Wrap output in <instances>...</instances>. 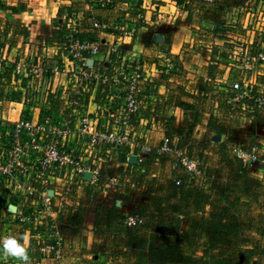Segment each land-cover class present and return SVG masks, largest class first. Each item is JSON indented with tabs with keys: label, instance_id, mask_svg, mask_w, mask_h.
<instances>
[{
	"label": "crops",
	"instance_id": "1",
	"mask_svg": "<svg viewBox=\"0 0 264 264\" xmlns=\"http://www.w3.org/2000/svg\"><path fill=\"white\" fill-rule=\"evenodd\" d=\"M135 3L0 0V110L4 118L16 120L27 113L38 120L46 110L67 113L68 103L76 97L72 72L80 71L81 66L110 79L93 82L86 90V110L94 112L107 91L112 99L123 92L112 81L119 70L125 64L140 63L145 99L140 136L151 147L141 170L145 174L115 197L100 182L97 188V183L82 185L74 180L67 197L62 194L54 199V217L46 225L26 226L12 215H0V240L16 237L28 250L31 264H264V235L259 230V207L264 221V165L247 166L237 150H232L238 166L226 175L243 180L216 182L210 175L224 167L204 169L209 185H219L222 209L218 213L190 211V201H200L192 186L170 189L171 174L160 181L163 175L153 168L154 148L162 144L163 132L171 138L177 135L175 140L182 144L217 143L211 146L222 148L218 149L220 155L234 143L247 152L254 144L264 146V104L235 105L231 101L235 81L248 82L255 95L264 96V61L257 59L264 52V23L261 27L255 21L247 27L250 14H264V0H138L136 7ZM130 14L136 26L133 36L110 29ZM234 14L243 16L238 21H224L219 16ZM206 15L214 16L207 19ZM71 17L77 21L79 39L101 44L100 53L82 63L70 61L60 49L67 42ZM204 28L209 36L201 41L198 35ZM200 42L207 47L202 53L193 50ZM114 44L120 46L121 56L108 52ZM55 61L63 64V71L49 74L40 83L33 74L15 75L19 64L52 65ZM116 161L117 169L114 160L106 171L118 173L127 156L118 154ZM172 168L174 173L178 171L174 165ZM126 171L124 167L122 174L127 175ZM57 184L61 191L65 188V182L57 180ZM135 214L143 216L144 222L129 229L126 220ZM245 221L251 225L246 233L242 231ZM212 222L217 230L211 229ZM166 228L170 233L165 234ZM210 237L240 240L231 254L235 256L224 258L219 249L212 255ZM168 238L171 252L164 255L168 244L164 239ZM47 245H56L59 252L43 250ZM0 264L22 262L0 249Z\"/></svg>",
	"mask_w": 264,
	"mask_h": 264
},
{
	"label": "built area",
	"instance_id": "2",
	"mask_svg": "<svg viewBox=\"0 0 264 264\" xmlns=\"http://www.w3.org/2000/svg\"><path fill=\"white\" fill-rule=\"evenodd\" d=\"M95 25L98 26L97 23ZM68 29L67 42L60 47L65 55L82 63L86 57L100 53L99 42L82 41L77 37L78 24L74 17L69 18ZM123 30L124 35H131V31L126 28ZM108 52L119 56L122 54L120 46L116 44L111 45ZM257 59L264 61V52L259 53ZM79 69L78 72H72L76 79L77 94V98L70 102L74 118L57 113L38 120L28 116H21L16 120L0 118V204H5L7 212L14 214L17 213V208L21 207L16 219L24 225H43L45 213L50 212L54 199L62 195L55 178L63 177L66 180L64 187L68 184L70 191L73 183L68 180L69 174L80 175L87 172L82 166L76 149L69 146L70 142H75L76 139L86 140L90 149L104 143L118 144L120 141L131 143L132 119L136 116L144 117L142 108L145 99L141 89L142 67L140 64L123 66L112 79L116 86L123 89L122 107L118 110L112 109V104L109 103L112 99L111 95L103 101V106L108 107L118 117V123L123 130L121 137H116L111 132L98 130L94 117L86 114L85 111L86 90L93 82H107L110 80L109 77L97 71H86L82 66ZM49 71L50 68L46 64L36 65L25 62L16 67L15 75L20 77L25 73L33 74L40 83L47 79ZM60 71L62 69L59 64L51 68L52 73ZM231 87L234 91L231 101L235 105L241 103L245 105L248 102L258 106L264 104V96L255 95L248 82L235 81ZM170 146L171 141L166 139L159 150L169 152ZM142 148L149 150L145 146ZM237 152L247 166L264 165V146L260 144H254L249 152L241 149H237ZM139 160L142 159L139 158ZM178 161L192 174L198 173L197 159L180 151ZM88 172L90 173L88 181L95 183L99 177L100 168ZM76 177L79 179V176L76 175ZM24 210L26 212H23ZM143 222L144 217L141 215H131L126 220L129 227H135ZM51 227H55V224ZM56 247V245H47L43 250L52 251ZM56 252H59V248Z\"/></svg>",
	"mask_w": 264,
	"mask_h": 264
},
{
	"label": "rangeland",
	"instance_id": "3",
	"mask_svg": "<svg viewBox=\"0 0 264 264\" xmlns=\"http://www.w3.org/2000/svg\"><path fill=\"white\" fill-rule=\"evenodd\" d=\"M199 1L204 2V0H199ZM133 5L135 7L138 6V0H136V3ZM213 16L214 15H206V18L212 19ZM219 16H224L225 17L224 21H227V20L238 21V17H241L243 15L242 14H234V15H229L228 18H227V15H219ZM125 17H122V19H124V20H121L123 23H116V24L112 25L111 26L112 28H110V29L121 30L124 32L123 28H126L127 30L131 31V35H128V36H133V34L136 32L135 23H133V20H131V18L133 19V14H130L128 16V18L130 17L129 19H126ZM246 18H247V15L243 19L245 20ZM119 20L120 19H118L117 21H119ZM255 21H256V23L260 22L261 27H262V23H264V14H262V15L261 14H258V15L250 14L248 16V26L247 27H251L255 23ZM234 23H236V22H234ZM221 28L227 29L228 27L223 26ZM208 31L209 30H206V28H204V31H201L200 34L198 35L199 40L202 41L205 37H208L209 36ZM221 32L223 33V30H221ZM206 49H207V47L203 43L201 44V42L197 47L193 48V50H195L196 52H200V53L204 52ZM61 51L63 52L62 49H61ZM69 60L74 61L71 57L69 58ZM27 63H30V62H27ZM43 64H46V63H43ZM55 64H59L61 66L62 71H63V69H64L63 64L55 61L54 63H52V65L46 64L50 68L49 74H53L51 72V68ZM136 64H140V63H136ZM136 64H131V65L135 66ZM49 65H51V66H49ZM125 65H128V64H125ZM62 71H60V72H62ZM60 72H58V73H60ZM116 87H120V86H116ZM112 94H113V91H112ZM108 95H111L110 91H107L101 97L100 107H98L97 110H95L94 112H89L88 109L87 110L85 109V111H86V114L94 117V119L96 120V126H97L98 130L111 132V133H114V135H116V137H121L123 130H122V127L118 123V117L116 116V114H113V111L109 110L108 107L105 108L103 106V104H104L103 101L108 97ZM118 96L119 97H116V96L114 97V99L116 101L114 99L109 100V103L112 104V109H114V110L120 109L124 103L123 92H119ZM1 98H3V97H0V99ZM76 98H77V94H76V97L73 98L71 101L75 100ZM70 102L68 103V107H69L68 110L69 111L67 113H63V115L64 116H70V117L74 118V116L72 115V114H74V112L72 111L73 107L71 106ZM0 109H1V106H0ZM102 109L103 110L106 109V110H104V112H103ZM52 113L61 114L62 112L58 113L55 111L46 110V111H43L41 113V116L39 119H42L44 116L51 115ZM22 116H28V117L32 118L27 113H23ZM0 118L8 119V118L3 117L2 111L0 113ZM142 119H144V117L140 118L137 116L132 119V125H131L132 135L130 136L131 143H122L121 141L118 142V144L104 143V144H102L96 148L90 149L88 147V142L86 140L76 139L75 142H73V141L70 142L69 146L71 148H74V150L76 149V153L80 157V159H81L80 161H82L81 162L82 166H83L84 170H86L87 172L85 174L82 173L80 175L78 173H74V174L70 173L68 176V180L72 181V183H73V181L75 179H78L76 177V175H77V176H79V179H78L79 184L82 183V185H86V184L92 185V183L90 181H88L89 177H90V173L88 171L92 172V171L100 168L99 177L97 178V180L95 182L98 184L96 187L99 188L100 187L99 182L102 183L103 185L101 187L103 188L104 191H106V193L110 197H115L116 194L121 193L125 189L126 185L134 183V180H138V177L140 175L145 174V172H141V170L143 168V163L147 157L146 155L150 152V149H151V147L147 143L145 144V142L141 141V139H142L140 136L141 130L139 127H140V125H145V124H142L143 123V122H141ZM8 120H10V119H8ZM162 136L165 137L162 144H160L159 146L154 148L156 151L154 162L156 164L153 165V168L157 169V172L159 171L161 173V176L163 175V177L160 178V181L162 180V178L164 179L165 177H169L171 174V178L170 179L168 178V180L171 181V184L169 186L170 189H173L175 186L181 187L183 184L191 185L192 189L196 191V193L194 194V197L196 199L200 198V201L197 202V200H196L193 202L191 200L190 202L193 203V206L187 207L188 209H190V211H192L194 213L202 211V213H203V212H206V209H207V211L215 210V212L218 213L220 211V209H222V206H220L219 199L217 196L219 193V185L218 186H215L214 184H212L211 186L209 185L210 184L209 180H206L208 173L204 174V169L206 167H214V170H217L218 167H224L223 170L219 171V173L218 172L212 173L210 175L212 177V179L216 180V182L218 181L217 179L223 180V181L224 180L226 181V179H228V181L231 180L232 182L241 181L243 179H237V177L228 176V175H226V173H227V171L230 170V168L238 166V161L234 158L235 154L233 153V151H236L237 149H241L242 151H245V150L238 147L234 143V144L230 145L229 148L225 149L226 150V151H224V152H226L225 155H220V154H218V149H222V148L218 147V149H217V148H214L211 146V145L217 144V143L204 142L203 141V142H197L195 145L188 144V142L182 144L179 142V140H175L177 138V135H175L176 138L175 137L171 138L170 135H167L166 133L163 132ZM166 139H169L171 141V146H170L171 150L169 152L159 150L161 148V146L164 144ZM204 145H206V146H204ZM142 146H145L149 150L143 149ZM180 151L185 152L188 156L195 158L199 161L197 174H192L183 165H181L179 163L178 152H180ZM118 154L119 155L125 154L127 156V161H126V163L121 164V166H119L120 168L118 170V173H111V172L109 173V171H106V169L108 168V165H112L114 160L116 163L115 168L117 169L118 161H116V155H118ZM202 155L207 156V159H205V161H203L204 158L202 157ZM139 158H141L142 160L140 161ZM223 158H224V161H223ZM173 165L176 167V169H178V171H176L175 173H174L175 170L172 168ZM124 167H126V169H127V171L125 172V173H127V175L122 174V169H124ZM225 170H226V172H225ZM172 171H173V173H171ZM132 174H134L133 178L130 177ZM173 177H175V180H172ZM112 179H114V180H112ZM128 179H130V180H128ZM54 180H55V182L57 180H60V183L61 182L64 183L66 181L63 177L55 178ZM211 181H213V180H211ZM206 185H207V187H206ZM94 186H95V184H94ZM68 187L69 186L67 184L66 187L62 190L63 197H67V193L69 192ZM66 191H67V193H66ZM125 193H127V191H125ZM232 195H234V194H232ZM123 196H125L124 193H123ZM53 205H54V201H53L52 208H51L50 212L48 214L45 213L46 218H43V221H44L43 225H46V223L49 221L48 220L49 218L53 219L54 213H55ZM207 205H209V206H207ZM205 206H206V208H204ZM234 207L236 208L235 205L232 208H234ZM11 208H13V207H11ZM237 208H239L241 210L242 208H245V207L240 208L239 206H237ZM17 209H18V211H20L19 209H21V207H18ZM257 209L258 208H254L253 211H255ZM261 209L262 208L259 207V213L261 215L259 218V226H260L259 230H262L261 234L264 235V221H261V219H263V216L261 214L262 212H260ZM37 210H39V209H37ZM18 211L16 214L10 213V212L7 213V210L5 209V204H3V203L0 204V215H6V214L12 215L13 218L17 221L16 215L20 214ZM23 212H26V211L24 210ZM135 215H140V214H135ZM18 223H20V222H18ZM21 224H23V223H21ZM233 225H234V223H233ZM26 226H28V225H26ZM210 227L212 230H217V226L214 225L213 222H212ZM40 228L46 230V228H43V227H40ZM129 229H135V228L129 227ZM249 229H251L250 223L247 221L243 222L242 223V231L244 233H246L247 230H249ZM165 231H166L165 234L170 233V228H168V229L166 228ZM235 239H233V238L228 239L227 238L226 241H224V239H221L218 241L217 239L215 240V238H211L210 240H209V238H207V241L208 242L210 241L211 254L216 255L220 251L221 253H223V254H221V256H223L224 258L230 257V256H235V255H231V254H233L234 246H237V244H239V242H240V240L235 241ZM164 241L168 242V244H166V246L164 247V251H165L164 255H166V253L171 252V245L169 244L170 238L164 239ZM199 241L203 242V239L200 238ZM146 244L148 245V243H146ZM150 244H152V242ZM171 244H175V243L171 242ZM201 245H202V243H201ZM215 249H219V251H214ZM227 259H229L230 262L233 261L232 258H227Z\"/></svg>",
	"mask_w": 264,
	"mask_h": 264
},
{
	"label": "clouds",
	"instance_id": "4",
	"mask_svg": "<svg viewBox=\"0 0 264 264\" xmlns=\"http://www.w3.org/2000/svg\"><path fill=\"white\" fill-rule=\"evenodd\" d=\"M0 249H2L6 256L16 258L20 260L22 264H31L28 250L14 236H9L0 240Z\"/></svg>",
	"mask_w": 264,
	"mask_h": 264
}]
</instances>
